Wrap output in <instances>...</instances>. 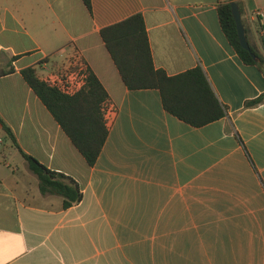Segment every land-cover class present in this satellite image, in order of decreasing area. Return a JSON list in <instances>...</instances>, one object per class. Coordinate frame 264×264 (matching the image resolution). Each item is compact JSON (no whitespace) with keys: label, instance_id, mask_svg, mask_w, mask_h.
Masks as SVG:
<instances>
[{"label":"crops","instance_id":"obj_1","mask_svg":"<svg viewBox=\"0 0 264 264\" xmlns=\"http://www.w3.org/2000/svg\"><path fill=\"white\" fill-rule=\"evenodd\" d=\"M0 0V264H264V72L225 35L237 2L264 56V0ZM141 14L156 69L206 74L227 115L192 127L159 90H130L101 30ZM257 14H259L257 16ZM248 40V41H249ZM80 53L112 101L94 166L22 76ZM24 153L73 178L82 201L43 195Z\"/></svg>","mask_w":264,"mask_h":264},{"label":"trees","instance_id":"obj_2","mask_svg":"<svg viewBox=\"0 0 264 264\" xmlns=\"http://www.w3.org/2000/svg\"><path fill=\"white\" fill-rule=\"evenodd\" d=\"M83 2L87 9L92 11V1ZM231 3L220 5L218 8L221 27L241 60L245 64L258 65L264 72V56L257 47L249 39L251 52L241 45ZM101 37L128 89L159 90L164 109L195 128L209 125L227 115L226 108L217 98L201 68L177 76H169L165 71L156 69L145 20L141 14L102 29ZM252 54L258 59L255 60ZM8 73L9 71L0 69V77ZM21 73L88 165L94 166L109 136L106 109L112 105L108 92L96 74L89 69L87 87L75 96H67L43 82L35 68H26ZM263 101L264 94L249 101L246 106H256ZM0 123L8 138L15 142L12 130L1 117ZM24 157L29 169L38 177L43 195L62 197L65 209L82 201L80 185L73 178L48 169L25 153Z\"/></svg>","mask_w":264,"mask_h":264},{"label":"built area","instance_id":"obj_3","mask_svg":"<svg viewBox=\"0 0 264 264\" xmlns=\"http://www.w3.org/2000/svg\"><path fill=\"white\" fill-rule=\"evenodd\" d=\"M89 69L82 55L75 52L65 64L42 74L40 79L67 96H75L87 87ZM111 111L113 106L109 105L106 109L108 121Z\"/></svg>","mask_w":264,"mask_h":264},{"label":"water","instance_id":"obj_4","mask_svg":"<svg viewBox=\"0 0 264 264\" xmlns=\"http://www.w3.org/2000/svg\"><path fill=\"white\" fill-rule=\"evenodd\" d=\"M231 7H232V13H233L234 19L236 21L238 35L240 38L241 45L245 50L251 52V46L249 44L248 37L246 35V29H245V26L243 24L240 6L237 2H232ZM252 57L255 60L258 59L255 54H252Z\"/></svg>","mask_w":264,"mask_h":264}]
</instances>
